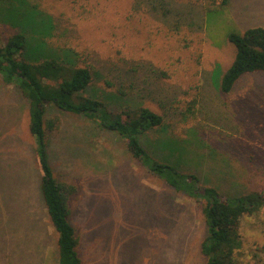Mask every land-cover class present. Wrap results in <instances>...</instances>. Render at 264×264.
<instances>
[{
    "label": "rangeland",
    "instance_id": "374dc122",
    "mask_svg": "<svg viewBox=\"0 0 264 264\" xmlns=\"http://www.w3.org/2000/svg\"><path fill=\"white\" fill-rule=\"evenodd\" d=\"M41 20L29 53L88 66L87 95L110 108L147 106L164 116L142 141L153 153L184 154L185 170L223 194L264 191V72L243 76L229 94L213 75L235 57L228 35L264 27V0H27ZM1 42L19 23L2 13ZM13 23V24H12ZM197 99L194 110L188 102ZM60 117L50 161L77 185L71 221L83 264H206L203 204L178 192L87 117ZM176 140L165 146L168 140ZM29 103L0 75V264H59L58 234L41 199ZM181 142V143H180ZM173 153V151H172ZM236 264H264V205L241 219Z\"/></svg>",
    "mask_w": 264,
    "mask_h": 264
},
{
    "label": "trees",
    "instance_id": "16d2710c",
    "mask_svg": "<svg viewBox=\"0 0 264 264\" xmlns=\"http://www.w3.org/2000/svg\"><path fill=\"white\" fill-rule=\"evenodd\" d=\"M27 0H0L2 13L19 23L5 43L0 37V75L7 84L16 85L29 103V130L33 135L40 177L38 189L51 225L58 234V263L83 264L78 252L80 237L71 221V199L77 195V185L56 176L49 157L52 133L61 127L60 117H47L49 107L80 114L95 123V127L120 135L128 151L156 173L176 191L182 192L203 204L207 236L201 244L206 264H236V251L243 244L241 219L259 213L264 205V191L223 194L215 185L203 183L201 176L183 167L186 161L181 150L171 147L169 154L157 150L153 154L142 137L164 124V116L150 107L123 106L114 110L102 99L85 94L93 81L88 66L71 62L66 55H42L34 60L29 53L42 43L30 34L41 20L38 10L27 8ZM13 24V23H12ZM229 41L236 52L232 63L222 72L213 75L216 87L229 94L236 83L251 72H264V27H253L244 32H231ZM31 54V53H30ZM197 99L188 102L194 110ZM176 140H168L172 146ZM181 143V142H180ZM173 151V153H172Z\"/></svg>",
    "mask_w": 264,
    "mask_h": 264
}]
</instances>
